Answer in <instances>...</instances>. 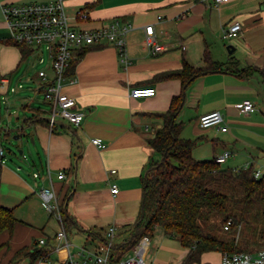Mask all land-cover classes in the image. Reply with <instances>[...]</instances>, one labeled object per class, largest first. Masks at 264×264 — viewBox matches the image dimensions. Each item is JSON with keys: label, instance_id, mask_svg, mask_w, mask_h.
<instances>
[{"label": "crops", "instance_id": "1", "mask_svg": "<svg viewBox=\"0 0 264 264\" xmlns=\"http://www.w3.org/2000/svg\"><path fill=\"white\" fill-rule=\"evenodd\" d=\"M52 1L0 0V147L4 149L22 127H28L26 133L35 142L25 161L28 170L7 157L5 149L0 162V205L12 209L17 219L12 232L0 234V264H9L25 247L40 246L42 239V246L53 249L47 260L34 264H70V256L74 264H96L90 253L115 255L130 241L145 204V178L152 162L160 159L148 141L164 125L160 115L181 94L176 123L181 124L182 139L196 142L194 159L212 160L229 152L225 168L249 165L264 171V0H228L218 6L215 0H66L71 19L97 2L88 21H72L76 29L98 28L114 20L131 26L126 37L128 63H122L118 50L109 45L75 53V69L67 74L63 92L85 113L79 128L62 121L50 128L51 106L38 82L42 69L12 40L2 12L8 4ZM235 21L241 23L242 33L224 39ZM148 26L154 27L155 41L164 48L156 54L146 43ZM215 64L223 66L215 70ZM184 66L209 71L196 76L184 91L180 79L165 77ZM4 79L7 84L2 87ZM139 87L155 88L156 95L131 97ZM247 100L257 106L256 112L238 109ZM213 111L224 115L226 132L200 127V116ZM96 138L106 147L95 146ZM61 172L64 179H59ZM114 184L119 187L116 196L111 194ZM51 186L73 221L66 231L70 251L57 247L56 235L64 224L44 209L39 196L41 189ZM111 228L113 238L108 236ZM149 238L146 264L186 260L190 250L162 228ZM221 258V253H206L201 264H219Z\"/></svg>", "mask_w": 264, "mask_h": 264}, {"label": "trees", "instance_id": "2", "mask_svg": "<svg viewBox=\"0 0 264 264\" xmlns=\"http://www.w3.org/2000/svg\"><path fill=\"white\" fill-rule=\"evenodd\" d=\"M96 4H88L84 9L89 12ZM21 47L25 57L32 54L29 48ZM222 66L215 64L213 69ZM74 69L72 61L68 76ZM208 71L184 66L165 77L180 79L185 91L196 76ZM182 102L183 94L173 99L171 109L160 115L163 127L148 141L160 159L152 162L144 181L145 215L138 226L139 235L134 236V232L132 240L110 255V264H117L128 256L142 238L152 236L158 227L167 237L190 250L183 264H201L202 256L211 252L252 253L264 248V176L255 178L252 168H225L215 159H194L196 142L182 139L181 124L176 123ZM60 210L67 231L73 221L63 204ZM228 222L231 226L226 230ZM16 223L14 211L0 205V234L12 232ZM3 248L0 245V251ZM52 249L37 244L25 247L9 264H18L26 258H30L31 264L47 260Z\"/></svg>", "mask_w": 264, "mask_h": 264}, {"label": "built area", "instance_id": "3", "mask_svg": "<svg viewBox=\"0 0 264 264\" xmlns=\"http://www.w3.org/2000/svg\"><path fill=\"white\" fill-rule=\"evenodd\" d=\"M228 0H215L216 5L226 3ZM2 12L6 22L11 30L12 40L23 47L32 51V56L37 64L45 65V54L48 55L50 69H42L38 72V82L43 90L45 101L50 106L49 126L54 128L58 121L66 122L74 128H79L84 119L85 113L77 109V102L63 92V87L67 79V73L71 63L76 57L78 50L90 46L109 45L116 48L119 52L122 63H128L127 53V34L131 26L122 25L119 20L111 23L89 29H76L72 21H88L90 14L84 8L78 10L73 19L69 17L66 11V0H54L48 3L34 2L30 4H8L2 7ZM243 27L240 22H233L224 32V39L231 40L242 33ZM146 43L152 54L162 51L164 48L157 45L154 38V27L146 28ZM51 71V73H50ZM75 80L71 79V83ZM7 84V80L2 81V87ZM18 88H23L19 85ZM13 92L17 88L11 89ZM156 95L155 88L139 87L131 92L133 98H151ZM238 109L244 114H250L257 111V106L247 100L238 105ZM199 125L202 129L217 127L226 132L228 128L224 126V115L219 111H213L200 116ZM92 143L100 149L106 147L102 139L96 138ZM4 149L0 147V162L3 161ZM231 156L225 152L215 158L216 163L223 165ZM245 170L251 169L249 165L243 167ZM239 170V169H235ZM115 173V171H112ZM255 178L264 176V171L253 170ZM35 177H39L37 173ZM64 172L59 174V179H64ZM119 193V187L114 184L111 187V194L116 196ZM39 196L44 209L52 216L62 221L60 203L54 188L46 187L39 191ZM231 226L228 222L225 229ZM115 229L111 228L108 236L113 238ZM57 247L65 248L70 251V244L67 239V233L64 228L56 235ZM150 238L144 237L133 250V254L121 259L117 264H146V252ZM45 240H40V246L45 245ZM94 257L96 264H110L109 255H98L90 253ZM70 264H74L70 256ZM219 264H264V249L257 253H234L223 254Z\"/></svg>", "mask_w": 264, "mask_h": 264}, {"label": "rangeland", "instance_id": "4", "mask_svg": "<svg viewBox=\"0 0 264 264\" xmlns=\"http://www.w3.org/2000/svg\"><path fill=\"white\" fill-rule=\"evenodd\" d=\"M45 61L46 64L45 65H40V69H47V65L49 64V58L48 55L45 54ZM38 71V70H37ZM32 87L35 88V84H32ZM12 141V139L10 140ZM4 149L6 150V156L7 157H11L13 156V158L11 159L13 162L15 163H19L20 165H22V167L24 168V170H28L27 167V163L25 162L26 160L23 159L22 157L20 158L19 154L17 153L18 149H22L25 152V155L30 157L29 155V148H32V144L30 142L24 141V142H19V141H13L12 144H8V142L4 143Z\"/></svg>", "mask_w": 264, "mask_h": 264}, {"label": "water", "instance_id": "5", "mask_svg": "<svg viewBox=\"0 0 264 264\" xmlns=\"http://www.w3.org/2000/svg\"><path fill=\"white\" fill-rule=\"evenodd\" d=\"M28 127H22L20 130H21V133L20 134H17L15 136L12 137V141H8V144H12L13 141H19V142H24V141H27V142H30L32 144V146H34L35 142L32 138L29 137V135L26 133ZM14 131V130H13ZM17 153L20 155L19 157L25 159V160H28V156L25 155V152L24 150L22 149H18L17 150ZM144 215H145V210L143 208V211H142V216H141V219L140 221L136 224V231L134 233V236H138L139 235V229H138V226H139V223L143 220L144 218ZM133 238H131L132 240Z\"/></svg>", "mask_w": 264, "mask_h": 264}]
</instances>
